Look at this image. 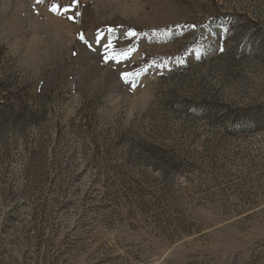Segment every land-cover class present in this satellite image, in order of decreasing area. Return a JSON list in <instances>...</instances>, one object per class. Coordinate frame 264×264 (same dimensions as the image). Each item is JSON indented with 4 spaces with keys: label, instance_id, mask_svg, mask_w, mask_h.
<instances>
[{
    "label": "rangeland",
    "instance_id": "obj_1",
    "mask_svg": "<svg viewBox=\"0 0 264 264\" xmlns=\"http://www.w3.org/2000/svg\"><path fill=\"white\" fill-rule=\"evenodd\" d=\"M0 264H264V0H0Z\"/></svg>",
    "mask_w": 264,
    "mask_h": 264
},
{
    "label": "snow or ice",
    "instance_id": "obj_2",
    "mask_svg": "<svg viewBox=\"0 0 264 264\" xmlns=\"http://www.w3.org/2000/svg\"><path fill=\"white\" fill-rule=\"evenodd\" d=\"M44 0H36L37 4L43 3ZM77 3V0H73V4ZM50 11H53L57 15H61L65 12H68L70 10V7H64L61 8L59 4L53 3L52 6L49 9ZM79 13H77L78 15ZM69 19H72L73 17H68Z\"/></svg>",
    "mask_w": 264,
    "mask_h": 264
}]
</instances>
